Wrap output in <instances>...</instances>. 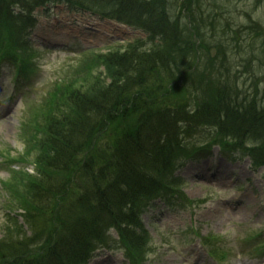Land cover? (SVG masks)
<instances>
[{
    "label": "trees",
    "instance_id": "1",
    "mask_svg": "<svg viewBox=\"0 0 264 264\" xmlns=\"http://www.w3.org/2000/svg\"><path fill=\"white\" fill-rule=\"evenodd\" d=\"M71 1L141 28L150 36L151 48L144 50L140 43L96 57L105 77L88 80L94 81L85 91L81 85L62 90L48 105L38 177L22 179L23 192L19 186L8 189L22 212L4 215L3 226L15 231L16 240L2 241L0 264H85L93 251L109 247V228L116 230L129 264H144L149 239L138 215L155 198L179 193V182L172 180L177 163L208 146L193 141L188 154L179 136L207 129L223 148L252 139L257 148L250 157L264 165V107L240 99L227 81L203 73L196 61L208 46L198 28L192 33L178 18L171 20L162 0ZM2 3L3 16L13 17L6 9L12 2ZM214 61L208 58V66ZM108 129L114 140L103 144L105 154L97 153L94 142ZM76 173L83 174L85 187L70 197L69 182ZM63 198L59 206L56 201ZM46 220L49 224L41 225ZM37 223L45 232L41 242Z\"/></svg>",
    "mask_w": 264,
    "mask_h": 264
},
{
    "label": "rangeland",
    "instance_id": "2",
    "mask_svg": "<svg viewBox=\"0 0 264 264\" xmlns=\"http://www.w3.org/2000/svg\"><path fill=\"white\" fill-rule=\"evenodd\" d=\"M162 2L172 20L179 16L180 23L192 33L193 28H198L202 43L208 46L207 52H201L198 60L203 73L206 76L211 73L214 79L227 81L240 99L252 98L257 108H263L264 0ZM45 11L48 18L42 17L41 11L38 12L37 24L32 28L31 44L34 49L23 42L27 35L26 27L19 33L22 39H18L22 41L19 46L26 45L39 57L36 60V75L28 81L15 82L12 70L6 64H0V245L2 241L8 243L16 240L15 231L3 226L6 211L9 210L14 216L22 212L16 209L8 189L19 186L23 177L20 174L16 178L12 176L15 175L14 172L20 173L23 170L29 175L36 173L35 168H27L25 164L10 168L6 164L9 156L16 158L22 152L32 154L31 160H35L37 153L34 143L30 141V128L34 119L39 121L47 93L53 90L56 82L71 78V74L78 72V62L87 55L81 52L106 53L112 49H123L122 46L135 38H144L139 31H132L113 21L100 20L65 5H49ZM12 25L18 27V20L14 19ZM19 28L22 29V26ZM3 35L8 33L0 32L2 48H14L15 44L5 40ZM214 47L218 56L210 67L208 50ZM13 50L14 56L21 53L16 48ZM98 77H101L100 80L105 77V70L100 62L92 68L90 76L94 80ZM71 79H77L75 86H78L79 79L76 76ZM92 81L83 82L79 90L85 91L86 85ZM193 107L194 104H189L190 109ZM179 130L184 131L185 128L180 127ZM205 132L208 130H196L190 134L186 132L179 136V139H184L188 154L194 150L193 141L198 142L199 147L208 145L213 148L207 159L202 155L185 160L184 156L181 159L185 161L177 163L175 179L172 180H181L178 182L183 191L178 194L190 204H182L177 199L169 202L157 200L140 217L149 239L145 257L141 258L144 259V264H264V252L257 254L262 252L259 247L264 241L263 170L261 167L254 170L242 150L251 152L256 147L255 141L244 139L236 152L220 153L210 135L206 136L207 142L199 136H203ZM110 139L114 140L113 132L108 129V133L103 132L100 139L94 142L93 149L105 154L103 144H110ZM28 160L30 161V157ZM13 180L18 181L6 186ZM63 180L66 182L68 178L64 177ZM69 183L71 187L68 188L67 195H78L85 187L83 174L76 173ZM18 189L23 192L22 186ZM65 198L56 201L59 206L65 202ZM18 222L29 236L30 232L20 217ZM48 224V220L41 223ZM40 230V223H37L38 242L45 238V232ZM210 237L212 246L213 240L217 242L215 251L227 253L222 263H214L207 256V252L213 250L204 243L210 239H204ZM108 238L115 242V232L110 231ZM199 243L204 244L207 252L201 249ZM36 248L34 243L33 250ZM89 264L127 263L122 251L103 250L97 252Z\"/></svg>",
    "mask_w": 264,
    "mask_h": 264
},
{
    "label": "bare ground",
    "instance_id": "3",
    "mask_svg": "<svg viewBox=\"0 0 264 264\" xmlns=\"http://www.w3.org/2000/svg\"><path fill=\"white\" fill-rule=\"evenodd\" d=\"M33 3H35V0H32L31 2H28L27 0H18V6H19V8H21V6H23V7L24 6L29 7Z\"/></svg>",
    "mask_w": 264,
    "mask_h": 264
}]
</instances>
